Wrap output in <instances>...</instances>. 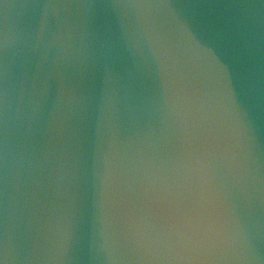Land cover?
Returning a JSON list of instances; mask_svg holds the SVG:
<instances>
[{"label": "water", "instance_id": "95a60500", "mask_svg": "<svg viewBox=\"0 0 264 264\" xmlns=\"http://www.w3.org/2000/svg\"><path fill=\"white\" fill-rule=\"evenodd\" d=\"M133 0H0L7 36V108L0 112V234L28 248L37 227L73 222L68 264H111L101 249L106 225L130 226L143 187L161 168L183 162L179 125L163 107L154 66L145 68L113 7ZM187 24L227 66L264 177V0H151ZM65 5L67 7H61ZM43 28L48 47L37 45ZM74 60L60 59L59 38ZM3 53L0 52V63ZM61 80L83 87L81 116L56 123ZM44 93L41 96V93ZM111 96L105 122L101 102ZM219 175V173H218ZM261 191V186H260ZM254 243L264 264V193L254 209Z\"/></svg>", "mask_w": 264, "mask_h": 264}, {"label": "clouds", "instance_id": "9594fccd", "mask_svg": "<svg viewBox=\"0 0 264 264\" xmlns=\"http://www.w3.org/2000/svg\"><path fill=\"white\" fill-rule=\"evenodd\" d=\"M113 7L127 19L124 31L131 51L145 68L154 66L162 88L163 107L179 125L184 145L193 129L207 130L216 141V147L205 151L196 164L203 181L215 192L223 216L224 237L213 245L214 255L170 264H255L259 254L254 243V209L261 201L260 181L252 166L250 126L227 66L187 24L165 12L167 4L133 0ZM59 40L60 59L71 64L72 46L64 43L62 37ZM36 41L38 46L48 47L43 28ZM111 103V96L106 94L101 102L105 122L110 120ZM85 106L83 87L61 80L54 103L59 130H64L66 121L81 116ZM102 235L101 249L114 264L119 231L106 225ZM72 239L73 222L66 216L55 227H37L28 248L10 243L20 250L35 252L36 264H68L72 259Z\"/></svg>", "mask_w": 264, "mask_h": 264}, {"label": "snow or ice", "instance_id": "6c2138e0", "mask_svg": "<svg viewBox=\"0 0 264 264\" xmlns=\"http://www.w3.org/2000/svg\"><path fill=\"white\" fill-rule=\"evenodd\" d=\"M8 40L0 38V77L6 78ZM7 88L0 89V112L6 111ZM216 147L207 130L193 129L183 148V162L161 168L143 187L130 226L119 231L114 264H170L172 261L215 254L224 237V222L214 190L201 178L197 160ZM264 193V177L260 180ZM35 252L13 247L7 233L0 234V264H36Z\"/></svg>", "mask_w": 264, "mask_h": 264}]
</instances>
